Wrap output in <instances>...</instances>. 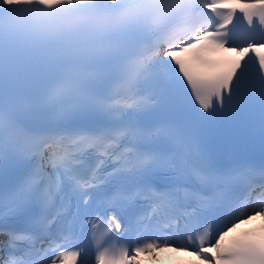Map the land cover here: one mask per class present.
Listing matches in <instances>:
<instances>
[{
	"label": "snow or ice",
	"instance_id": "6c2138e0",
	"mask_svg": "<svg viewBox=\"0 0 264 264\" xmlns=\"http://www.w3.org/2000/svg\"><path fill=\"white\" fill-rule=\"evenodd\" d=\"M165 249L264 264V0H0V264Z\"/></svg>",
	"mask_w": 264,
	"mask_h": 264
}]
</instances>
